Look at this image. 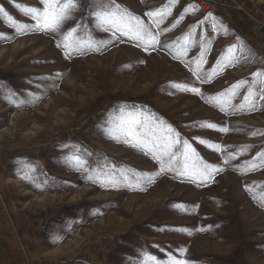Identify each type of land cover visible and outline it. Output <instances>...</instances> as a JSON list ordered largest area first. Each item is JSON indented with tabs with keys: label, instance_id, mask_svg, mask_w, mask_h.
Listing matches in <instances>:
<instances>
[{
	"label": "rangeland",
	"instance_id": "obj_1",
	"mask_svg": "<svg viewBox=\"0 0 264 264\" xmlns=\"http://www.w3.org/2000/svg\"><path fill=\"white\" fill-rule=\"evenodd\" d=\"M205 1L204 10L200 0H175L158 29L171 47L147 52L127 38L105 46L111 34L87 13L64 26L81 23L76 35L96 42L82 54L66 50L62 34L17 31L0 13V264H139L142 248L158 258L186 248L178 258L192 264H264V100L245 103L248 85L229 91L264 70V0ZM116 2L148 25L144 14L169 0ZM18 4L40 7L39 0H0L18 22L34 23ZM201 37L207 51L200 76L208 83L194 73ZM233 44L237 59L218 65ZM28 93L39 99L30 103ZM124 104L172 124L202 159L224 170L205 185L173 173L143 190L89 181L68 160L77 147L92 169H127L130 179L159 170L151 156L105 134L109 114ZM25 165L35 169L29 179L22 178Z\"/></svg>",
	"mask_w": 264,
	"mask_h": 264
},
{
	"label": "snow or ice",
	"instance_id": "obj_2",
	"mask_svg": "<svg viewBox=\"0 0 264 264\" xmlns=\"http://www.w3.org/2000/svg\"><path fill=\"white\" fill-rule=\"evenodd\" d=\"M174 2L175 0H169V3L165 5V7L145 13V16L152 18L148 25H146L140 17L122 9L121 5L117 3L116 0H39L40 7L18 4L17 7L20 11L34 22L28 24L18 22L2 7H0V13L3 14L8 25L15 28L17 31L62 34V46L66 50L81 54L85 49H91L96 42L91 39L90 34L88 39H83L76 35L81 29V23H77L74 27L67 29V31L64 30V26L68 21L72 20L75 15H79L81 21H83L85 13H87L89 23H94L95 28L101 30L103 33L111 34L105 46H107V43H111L114 40L127 38L128 41L135 42L136 47H142L147 52L150 49L156 50L158 47H171L168 44L161 43V32L158 31V29L165 17L171 14V4ZM193 10L196 9L193 8ZM187 12L188 9L186 8L185 14ZM210 17L211 13L207 14L204 19L198 21L197 25L193 26V31H195L196 27L202 26L205 20ZM180 19H183V14ZM179 22L180 21L177 20L173 23L172 27H175ZM84 27L87 28V25H84ZM213 28L215 29V25H213ZM236 39L240 41V37ZM203 45L204 38L201 37L203 51L200 53L194 73L197 75V79L201 80L202 83H208L210 82V77L202 78L200 76L201 65L206 63L204 52L207 51V48ZM236 50L237 45H230L227 49L228 55L222 57L220 60L216 61V63L224 66L233 64L237 59L235 55ZM66 54L68 53L66 52ZM181 55H187V48L181 50ZM213 71L215 72L216 69H213ZM251 77V82L248 80H241L233 85L229 91L235 95L236 89L248 85L247 93L243 97V100L245 103H251L254 107L256 97L264 100V70L253 72ZM257 84L260 86L258 91L254 90ZM173 87H177L182 91H191L196 94H201L200 89L196 87H192L191 89L181 85H173ZM28 95L31 96L30 103H35L39 99L34 93H28ZM212 99H214L217 104L221 105L222 111H225L220 97H213ZM12 102L17 107L25 103L24 100L19 101V103L15 100ZM105 124L106 127L104 132L109 138L117 141L122 140L131 147L137 148L146 155L151 156L152 160L158 163L159 170L150 175L133 172L132 179H130L128 175V171L130 170L127 169L121 168L117 171L115 168L107 169L106 166L99 170L92 169L87 161L79 154L80 149L77 147L76 153L69 156L68 160L76 170L89 173L87 175L89 181L113 189H118L120 187L136 189L140 187L141 190H143L141 186L154 183L156 177L162 174L166 175L173 173L177 177L187 178L193 182H198L200 185H205L214 175L224 170L216 164L208 163L202 159L197 150L192 147L189 140L182 138L180 132L176 131L172 124L158 117L155 113L148 111L143 106L119 105L109 114ZM207 127L215 129L216 126L209 123ZM219 131L227 132L228 129L226 127H221ZM199 143L206 144L208 147L220 151L219 145L211 144L204 139H199ZM234 158V155L227 156L224 162L227 163L229 159ZM258 158L264 160V153H260ZM247 163L251 164L252 162ZM24 167L26 172L22 178L29 179L30 176L28 173L35 171V169L29 165H25ZM93 172H95V175L91 174ZM39 186L40 185H37V187ZM54 239L59 240L60 237L57 236ZM177 253L180 257H184L186 256L187 249L179 248ZM139 255L141 257L139 264H192L190 258H178V255L173 252H168L166 258H158L156 255L150 253L147 248H142L139 251Z\"/></svg>",
	"mask_w": 264,
	"mask_h": 264
},
{
	"label": "built area",
	"instance_id": "obj_3",
	"mask_svg": "<svg viewBox=\"0 0 264 264\" xmlns=\"http://www.w3.org/2000/svg\"><path fill=\"white\" fill-rule=\"evenodd\" d=\"M194 0H189V2H193ZM199 4H200V7H202V5L204 4V5H208L207 4V2L205 1V0H200V2H199ZM205 7V6H204ZM204 7H202L204 10H205V8ZM208 7V6H207ZM207 7H206V9H207Z\"/></svg>",
	"mask_w": 264,
	"mask_h": 264
}]
</instances>
